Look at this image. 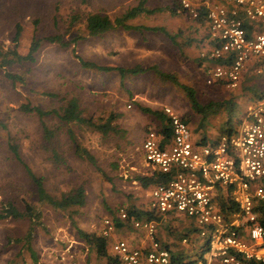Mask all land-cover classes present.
<instances>
[{
  "label": "rangeland",
  "instance_id": "374dc122",
  "mask_svg": "<svg viewBox=\"0 0 264 264\" xmlns=\"http://www.w3.org/2000/svg\"><path fill=\"white\" fill-rule=\"evenodd\" d=\"M87 1L93 10L104 11L111 18L137 4V0ZM173 1L149 0V9L165 10L140 17L136 25L162 28L169 35L182 31L175 37L179 44L187 38L195 39L196 43L180 50L161 33L135 34L118 29L101 37L89 38L83 28L66 32L63 16L87 10L83 0H0L2 48L7 51L16 47L20 55L26 56L31 44L34 41L39 43L32 62L0 68V264H95L94 248L83 242L80 233L99 236L103 219H117L120 209L128 211L130 189L137 195L139 210L143 208V213L148 212L145 210L149 202L148 191L141 190L137 183L133 185L135 182L129 180L132 176L129 153H140V159L144 160L142 142L132 139L131 135L140 131L143 135L148 131L157 132L159 123L140 112L138 104L173 109L187 121L196 141L218 140L225 134L224 129L236 130L240 126L247 105L255 98L251 99L244 86L233 92L205 84L200 68L191 60L192 55L194 59L198 55L196 44L205 30L188 16L182 19L171 16L167 8L170 9ZM188 1L194 6L203 4L202 0ZM17 27L21 31L15 46ZM59 34L63 35L64 45L47 42L46 38ZM80 61L101 67L129 69L136 65L145 69L158 67L164 72L179 70L180 83L195 90L201 106H208L207 113L203 118L193 112L183 89L161 86L151 71L132 81L127 75L121 81L115 72L87 69ZM259 96L263 97L264 92ZM72 98L77 100L86 119L95 122L110 115L117 116L114 125L118 127V133L103 138L86 125L60 123L55 114ZM227 103L234 105L232 113L224 111ZM22 105L39 108L47 114L40 119L35 113H23L20 111ZM41 123L52 131L49 141L44 138ZM69 131L75 142L94 157L96 165L75 156ZM10 144L18 145L24 165L44 180L49 195L59 197L61 193L83 186L85 206L59 211L40 204L24 167L11 154ZM53 151L64 164L53 162ZM24 204L34 206L40 212L38 222L4 217L6 209L11 206L24 213ZM31 226L32 257L24 242ZM161 228L173 231L175 245L170 246L173 250L189 231L175 220ZM159 241L165 245L160 237ZM198 249L197 246L189 250L196 255Z\"/></svg>",
  "mask_w": 264,
  "mask_h": 264
},
{
  "label": "built area",
  "instance_id": "2783aa9c",
  "mask_svg": "<svg viewBox=\"0 0 264 264\" xmlns=\"http://www.w3.org/2000/svg\"><path fill=\"white\" fill-rule=\"evenodd\" d=\"M178 14L195 20L198 9L177 0ZM207 42L199 52L200 71L210 88L235 91L253 65L264 77V0H206ZM170 141L148 131L142 141L144 163L167 177L149 192L152 218H130L120 209L118 220L144 233L148 245L130 246L122 239L110 244L121 264H173V250L163 245L157 230L170 216L193 222L195 234L184 235L180 246L199 247L180 264H264V224L258 207L264 204V96L247 105L240 126L215 141H196L188 123L165 107ZM232 205L231 210L221 208ZM115 223L102 221L100 236L111 240ZM201 246V247H200ZM187 252V253H188ZM186 253V254H187Z\"/></svg>",
  "mask_w": 264,
  "mask_h": 264
},
{
  "label": "trees",
  "instance_id": "16d2710c",
  "mask_svg": "<svg viewBox=\"0 0 264 264\" xmlns=\"http://www.w3.org/2000/svg\"><path fill=\"white\" fill-rule=\"evenodd\" d=\"M85 2V5H87V10H81L80 12H70L66 13V16H63V25L66 28V32H70L72 29L76 28H83L84 32L86 33V36L89 38H97L101 37L109 32L122 29L129 33H135V34H142L144 32H153V33H161L164 34L171 43L176 46L178 50H180L183 46H189L191 43L195 42V39L187 38L184 41L188 40L187 42H182V44H179L175 42V37H178L182 31H176L175 35H169L166 33V31L162 28H147L143 26L136 25V20L144 15H154L158 12L165 10V9H149L147 7V4L149 0H137V4L134 7L126 8L121 14L115 15L114 18H111L107 13L104 11H97L93 10V7L91 5L88 6V1L83 0ZM206 0H202V2H205ZM87 3V4H86ZM199 17L195 20H193V23L197 25L198 27H202L205 30V34L200 38L198 43L196 44V48L198 50V55L196 59V66H201V61L199 58V52L202 49L203 45L207 42V25L204 20L205 16V8L203 6H197ZM178 2L175 0L172 2V5L169 8H167V11L171 14V16H174V18H180L178 16ZM20 27L16 28V34L14 39L15 46L18 43L19 35H20ZM62 39L63 35H55L46 38L47 42L50 44H60L62 45ZM76 42V40H75ZM196 43V42H195ZM39 43L37 41H34L29 49V52L26 56L20 55V53L17 51L16 47L12 50L5 51L2 46L0 45V68L1 67H11L14 65L21 64L23 62H32L33 61V54L37 52L39 48ZM64 45V44H63ZM80 64L82 67L87 69H95L97 71L103 72V73H111L115 72L121 81L125 79L127 75H129V80L131 78L136 77L140 74H145L148 71L153 72L156 79L158 80V83L163 86H171V87H180L183 89V92L185 94L186 99L188 100L190 104V108L193 112L202 115L203 118L207 113L208 106H201V104L197 101L196 98V92L193 88L182 85L179 81L178 75L174 72L170 71H161L158 67H149V68H141L140 66H135L130 69H124V68H115V67H101L97 66L95 64L80 61ZM8 77L12 80L15 79L14 76L8 75ZM261 96H259L260 98ZM229 103L224 105V111L227 113H232L234 111V105H229ZM20 111L23 113H35L38 115L40 119H42L45 114L44 111H42L39 108L31 107L29 105H22L20 107ZM141 111L144 114H148L155 119L159 120L161 123L160 133L164 134L169 138L168 136V120L166 116L164 115V112H157L153 111L147 108H141ZM56 117L58 118L59 122L65 125L70 124H77V125H86L90 127L94 132L100 134L103 138L107 137L109 134L118 133V127L114 125V122L117 120V116H109L107 119H98L97 121H93V119H86L82 116V113L79 109L78 102L76 99L72 98L69 99V101L66 102V105L61 109L60 112H56ZM187 122V121H186ZM43 128V134L44 138H46L47 141L52 136V131L49 130L44 123H41ZM228 129V128H227ZM230 129L223 130L225 134H228ZM70 140L72 141L74 145V154L77 158L88 162L91 165H96V161L94 157L84 148H82L77 142H75V138L72 132H68ZM9 150L11 154L14 156V158L19 162L25 170V174L29 178L31 184L35 188V196L37 197V201L40 204H45L49 207H51L54 210L59 211H68L72 208H82L86 204V193L83 186H78L76 188H73L69 190L68 192L61 193L59 197H53L48 194V192L45 189L44 186V180L42 178L37 177L32 170L24 165V162L20 156L19 147L16 144H10ZM53 162L59 164H64V161H62L61 157L56 153V151H53ZM167 177L164 175H161L160 173H153L150 176L146 177H140L137 179L139 184L143 189H147L151 186H156L161 183L166 182ZM24 213H19L14 207H9L5 211L4 217H9L12 219H21V218H27L31 222H38L40 220L41 214L39 211L35 209L34 206L29 204H24ZM221 208L229 209L231 210L232 205L229 204H223V201L221 202ZM258 212L260 214V222L264 224V204H261L258 207ZM129 213V210H128ZM149 215L147 218H152L150 213L148 212H134L130 211L129 217L130 218H136V219H144V216ZM116 218L118 220V216L116 215ZM113 222H115L112 219ZM116 227V225H115ZM32 226L28 229L26 236H25V244L27 245V250L30 254V256H34V253H32V249L30 248V242L32 239ZM81 238L83 242L88 245L89 247L94 248L96 256L99 259H103L106 261V264H121L115 257L111 255V257L108 255L106 248L109 240H106L102 238L101 236H92L89 234H82L80 233ZM182 256L180 254L172 253V260L173 264H180ZM34 261V260H33ZM35 262V261H34ZM33 262V263H34Z\"/></svg>",
  "mask_w": 264,
  "mask_h": 264
},
{
  "label": "crops",
  "instance_id": "0c3cea01",
  "mask_svg": "<svg viewBox=\"0 0 264 264\" xmlns=\"http://www.w3.org/2000/svg\"><path fill=\"white\" fill-rule=\"evenodd\" d=\"M197 6H199L197 4ZM178 16L180 17L179 19H182V17H186L185 15L183 14H178ZM178 19V18H177ZM188 40L184 41V42H187ZM192 44V43H191ZM190 44V45H191ZM196 59H197V56H196ZM196 59H194V55L191 56V60L193 62V64L196 66ZM182 61V60H181ZM136 65H134L133 67H135ZM133 67H129L130 68H133ZM252 68H253V65L252 63L251 64H248V67L242 77V81H241V84H240V88L238 90H241L242 87L244 86L245 90L250 94V96L252 97L251 99H257V97H259V95L264 92V77H261V76H255L252 72ZM174 73H176L178 76H180V71L177 70V71H173ZM143 76V74H140V75H137L136 77L134 78H138V77H141ZM251 76V77H250ZM134 78H131L129 81H132ZM251 78V79H250ZM236 91V90H235ZM233 91V92H235ZM138 109L140 112L141 111V108H147V109H150V110H153V111H157V112H163V109L162 108H157V107H142L140 104H138ZM143 113V112H142ZM148 115V114H146ZM150 115H148L149 117ZM152 117V116H150ZM152 119H154L155 121H157L159 123V127H161V123L159 120L155 119L154 117H152ZM151 122V121H150ZM132 126H135L134 123H131ZM160 128H158V131L157 132H161L159 130ZM225 130H228V129H225ZM235 131L234 128L230 129L229 133H233ZM131 132H133L131 130ZM162 134V133H161ZM146 135V134H145ZM145 135L142 134V131H140L139 134L137 133H134V135H131L132 139H138V141L140 140L141 142L144 140V137ZM163 137H164V142L163 143H168L170 141V129L168 130V136L169 138H167L166 135L162 134ZM130 140V138H129ZM203 140V139H202ZM141 144V143H140ZM131 145V142L129 144V146ZM130 148V147H129ZM131 151V150H130ZM140 155V153H139ZM139 155H135L134 153H129V172L131 173L132 172V176H130L129 180L130 181H133L135 182V184L133 185H136L137 183V187L138 188H141V190H144V191H148L147 192V198L149 196V192L150 190L152 189L153 186L147 188V189H143L141 187V185L139 184V182L137 181L138 178L140 177H146V176H150L152 175L153 173H156L153 169H151L150 167H148L145 163H144V160L142 161L140 159V156ZM136 157V158H135ZM132 160L134 162H132ZM136 197L137 195L134 194V190H129V213L130 211H134V212H142L143 211V208L141 209L142 211L139 210V201H136ZM148 201V200H147ZM145 202L144 200H142V203ZM147 210V207L146 209ZM147 217H149V215L147 214V216H144V219H146ZM114 218V217H112ZM112 218H105V219H111ZM104 220V219H103ZM102 220V221H103ZM115 222V234L114 236L111 238V240L108 241V244H107V248H106V251L108 253V255L111 257V251H110V244L114 241V240H117V239H122V240H125L127 241V243L130 245V246H135V247H142V246H147L148 245V241L144 235L143 232L141 231H136V230H133L132 227H131V223L130 221L129 222H126V223H122L120 222L119 220L117 219H113ZM173 220L175 221H179L182 223V226L187 227L188 228V232H185V234H190L191 235H194L195 234V227L193 224V222L189 219H186V218H183V217H176V216H170V218L168 219L167 223H160L159 226H158V232H157V237L164 242L165 246H168L169 248H171L173 245H175V241H174V235H172V232L173 231H166V230H163L161 227H166L168 225H171L173 223ZM185 220H187L188 222H185ZM192 222V224H191ZM193 227V229H191ZM100 231H101V228H102V222H101V225H100ZM186 229V228H185ZM99 236H100V233H99ZM180 242V241H179ZM178 242V247L175 248L173 250V253L175 254H180L182 257H185L186 255H189L191 256L192 254L190 253V250L189 252L187 251L188 248H184L182 246H179L180 243ZM171 246V247H170ZM192 249V248H191ZM95 252V250H94ZM188 252V253H187ZM187 253V254H186ZM185 255V256H184ZM95 264H106V261L103 260V259H99L97 256H96V253H95Z\"/></svg>",
  "mask_w": 264,
  "mask_h": 264
}]
</instances>
